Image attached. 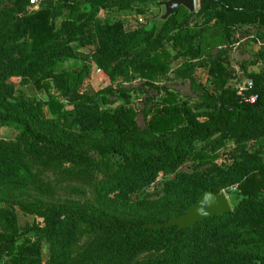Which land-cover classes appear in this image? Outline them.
Masks as SVG:
<instances>
[{
    "label": "trees",
    "instance_id": "trees-1",
    "mask_svg": "<svg viewBox=\"0 0 264 264\" xmlns=\"http://www.w3.org/2000/svg\"><path fill=\"white\" fill-rule=\"evenodd\" d=\"M4 1L0 131H13L15 138L0 139V187L52 194L91 189L94 201L22 202L25 212L41 218L23 236L14 208L0 209V264H119L148 252L157 256L134 264H264V72L244 73L253 83L248 93L258 95L255 104L244 103L219 52L206 65L213 92L202 89L197 105L168 92L141 128L134 109L104 108L119 92L124 97L125 89L82 93L91 67L68 64L91 46L110 83L137 74L154 87L183 57L175 75L193 78L194 62L231 43L239 27L251 26L264 37V0H198L196 16L204 26L190 46L184 43L195 31L185 28L193 19L180 17L184 8L161 25L159 17L133 24L99 17L113 7L146 15L166 0H44L32 12V0H12L7 9ZM171 40L184 51L172 55ZM14 78L46 93L47 100L16 96ZM230 141L232 161L221 166L217 160ZM187 162L193 164L190 174L179 171ZM160 175V200L141 195L131 201ZM224 190L232 206L228 214L184 230L146 228L186 214L206 191Z\"/></svg>",
    "mask_w": 264,
    "mask_h": 264
},
{
    "label": "rangeland",
    "instance_id": "rangeland-1",
    "mask_svg": "<svg viewBox=\"0 0 264 264\" xmlns=\"http://www.w3.org/2000/svg\"><path fill=\"white\" fill-rule=\"evenodd\" d=\"M36 3L32 4L30 7V11H37L41 8L44 0H35ZM13 6L12 0H5L2 8L7 9ZM199 7L197 5V11L191 14L188 10H182L180 13V17L184 19L187 15L192 17V23L185 27L186 29H192L194 35H188L185 41V46H190L192 44H196L197 40L200 37V32L202 27L204 26V21L202 18L196 16ZM164 13L163 7H151L146 15H141L136 12V10L130 11H120L116 7L110 9H104L100 12L99 17L104 20H126L133 24L136 20L145 21V17L158 18L159 25L162 24L160 21L161 15ZM183 28V27H181ZM179 28L176 30L178 31ZM167 48L169 49L172 55H177L178 53H182L184 51L183 45H176L174 42L168 41ZM219 52H222L223 59L222 61L226 66H228L231 72L234 75L233 84L235 88H238L245 83L251 81L250 78H246L245 72L250 73H259L264 72V57L260 55V53L264 54V37H261L257 34L255 28L251 26L239 27L236 30V33L231 41V43L227 45L220 46L219 48H211L207 53L203 54L196 60L198 67L194 72L193 78L189 79H181L176 77L175 69L185 62V58H180L179 60H175L171 62V71L164 77H160L156 80L155 86L148 85L145 80L141 79L137 74L132 75V78L129 81L120 80V84L110 83L108 77L104 70L101 73H98V66L95 64L93 60L94 47H85L81 49V57L79 60H70L68 62L69 66L76 64L81 66L83 63L88 64L91 69L87 76H90V81L86 82L84 80L80 91L86 94H94L101 88H109L112 90L125 89L126 95L121 97L122 93L119 92V98L112 97L111 104L107 105L104 108L114 109L119 106H124L128 109H134L137 118V125L143 128L146 124L147 114L152 109V107H156L161 104V98L165 96L166 93H171L177 95L182 100L187 101L191 105H197L201 102V97L203 94L202 89H206L207 91H214V87L211 84V80H209V75L207 71V64L210 60L217 57ZM80 68H77V71H80ZM87 78V77H86ZM85 78V79H86ZM124 82V83H123ZM12 85L15 87L16 96L19 93H22L28 98L35 99H44L47 100L46 93L38 92L35 87L30 83H24L18 78H14L11 80ZM122 83V84H121ZM54 92V91H52ZM66 103V102H65ZM48 117H51V114L46 109ZM15 138V134L10 130H2L0 131V139L11 140ZM234 143L229 142L228 144V152L226 154L221 155L218 158L217 163L219 165H223L228 167L232 161V154H234ZM182 173H192L193 172V164L192 162H187L184 166L179 170ZM173 176H171L172 178ZM163 175H160L155 185L152 188L146 189L142 192H139L131 197V201L135 203L141 195H149L150 200L158 201L165 194L163 192ZM232 191V188L230 189ZM223 192H226L224 190ZM94 198L92 196L91 189L87 190V193H83L77 189L68 190L65 189L63 191H59L56 194L52 193H44L32 189L30 187H21V186H3L0 187V209L3 208H14L17 221L19 233L21 236L26 233L27 226H35L41 223V218L38 215H33L25 212L20 203L27 202H42L44 204H54V203H63V202H93ZM26 238V236H25ZM49 256V247L45 243L43 244V258L46 260ZM157 256L155 252H148L140 254L135 260L129 262H123L119 264H134L136 261H142L146 259H150ZM109 264V263H106Z\"/></svg>",
    "mask_w": 264,
    "mask_h": 264
},
{
    "label": "water",
    "instance_id": "water-1",
    "mask_svg": "<svg viewBox=\"0 0 264 264\" xmlns=\"http://www.w3.org/2000/svg\"><path fill=\"white\" fill-rule=\"evenodd\" d=\"M198 0H166L157 3L158 7L164 8L160 17L161 22H166L174 16L181 8L188 10L191 14L197 11ZM232 211V206L225 192H204L198 203L194 204L186 214L172 219L165 224H148V229H163L178 227L179 230L191 228L204 220L215 216L225 215Z\"/></svg>",
    "mask_w": 264,
    "mask_h": 264
},
{
    "label": "built area",
    "instance_id": "built-area-1",
    "mask_svg": "<svg viewBox=\"0 0 264 264\" xmlns=\"http://www.w3.org/2000/svg\"><path fill=\"white\" fill-rule=\"evenodd\" d=\"M32 4H35L36 1L32 0L31 1ZM98 73H101L102 70L98 68L97 70ZM253 86L252 81L245 83L244 85L240 86L238 88V92L237 94L239 95V97L241 98V101L244 103H249V104H255L256 101L258 100V95L255 94H249L248 92L251 90Z\"/></svg>",
    "mask_w": 264,
    "mask_h": 264
},
{
    "label": "crops",
    "instance_id": "crops-1",
    "mask_svg": "<svg viewBox=\"0 0 264 264\" xmlns=\"http://www.w3.org/2000/svg\"><path fill=\"white\" fill-rule=\"evenodd\" d=\"M90 76H87V78L85 79L86 82L90 81Z\"/></svg>",
    "mask_w": 264,
    "mask_h": 264
}]
</instances>
